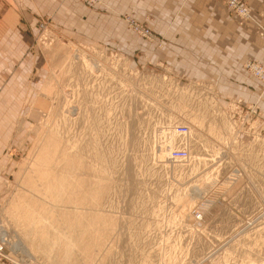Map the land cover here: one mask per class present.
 <instances>
[{"label":"rangeland","instance_id":"1","mask_svg":"<svg viewBox=\"0 0 264 264\" xmlns=\"http://www.w3.org/2000/svg\"><path fill=\"white\" fill-rule=\"evenodd\" d=\"M219 1L264 35V9L243 0L246 18ZM120 16L164 45L152 16ZM50 22L39 21L42 61L27 75L17 137L5 141L0 264H264V64L241 65L257 99H227ZM177 125L190 128L185 162L170 158Z\"/></svg>","mask_w":264,"mask_h":264},{"label":"crops","instance_id":"2","mask_svg":"<svg viewBox=\"0 0 264 264\" xmlns=\"http://www.w3.org/2000/svg\"><path fill=\"white\" fill-rule=\"evenodd\" d=\"M248 1L254 11L264 9V0ZM104 2L107 10L84 0H0V172L6 169L2 158L5 141L17 137V124L23 121L27 75H35L42 61L32 48L43 16L69 38L104 44L128 54L135 62L141 55L150 60L151 69L166 67L181 76L182 82L213 87L224 92L227 99L233 95L245 100L258 96L260 85L243 72L241 65L251 58L264 64V35L256 23L238 22L219 0ZM130 10L139 19L152 16L151 26L165 36L162 47L128 29L120 14ZM14 122L10 134L8 125Z\"/></svg>","mask_w":264,"mask_h":264},{"label":"built area","instance_id":"3","mask_svg":"<svg viewBox=\"0 0 264 264\" xmlns=\"http://www.w3.org/2000/svg\"><path fill=\"white\" fill-rule=\"evenodd\" d=\"M90 5H99L101 0H84ZM229 4L230 8L235 11V13L248 18L250 16V9L244 3L243 0H224ZM48 28V22H40V30H46ZM251 69H255L257 73L262 72V68L256 64H253ZM254 70V72H255ZM264 72V71H263ZM256 73V74H257ZM263 74V73H262ZM261 74V75H262ZM173 135L178 137V141L175 142V148L171 149L170 158L175 162H185L190 158V149L188 137L190 135V128L187 125H177L173 129ZM197 218H201V213L197 214ZM3 247L0 244V251Z\"/></svg>","mask_w":264,"mask_h":264},{"label":"bare ground","instance_id":"4","mask_svg":"<svg viewBox=\"0 0 264 264\" xmlns=\"http://www.w3.org/2000/svg\"><path fill=\"white\" fill-rule=\"evenodd\" d=\"M170 152H171V150H170ZM47 161H48V159L44 162L45 164H47ZM44 170H46V168L44 169ZM38 175H39V180H40V182L42 183V185L43 184H45L46 186H48L49 187V180L47 179V176H46V172L45 171H39V173H38ZM39 193H40V191H39ZM81 202V201H80ZM79 202V203H80ZM75 203V202H74ZM201 221V220H200Z\"/></svg>","mask_w":264,"mask_h":264}]
</instances>
